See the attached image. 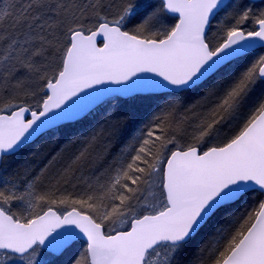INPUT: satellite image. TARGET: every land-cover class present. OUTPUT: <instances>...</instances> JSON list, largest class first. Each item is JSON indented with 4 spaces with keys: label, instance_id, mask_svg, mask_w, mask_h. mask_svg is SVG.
Masks as SVG:
<instances>
[{
    "label": "snow or ice",
    "instance_id": "1",
    "mask_svg": "<svg viewBox=\"0 0 264 264\" xmlns=\"http://www.w3.org/2000/svg\"><path fill=\"white\" fill-rule=\"evenodd\" d=\"M0 264H264V7L0 2Z\"/></svg>",
    "mask_w": 264,
    "mask_h": 264
},
{
    "label": "trees",
    "instance_id": "2",
    "mask_svg": "<svg viewBox=\"0 0 264 264\" xmlns=\"http://www.w3.org/2000/svg\"><path fill=\"white\" fill-rule=\"evenodd\" d=\"M0 2H3V0H0ZM107 2L112 4L113 7L115 8L120 3V0H107ZM256 4H257V6H259V5H262L263 3L261 4L259 2ZM195 98L196 97H193L192 100L186 99V102H188V103L194 102ZM127 99L119 98L115 102V104L120 105L122 101L127 100ZM120 110H121L120 108L117 109V111H120ZM155 110H156L155 109V102H152L151 104H149L148 102H138L133 107L124 108L123 111L127 112V115H124L121 118L124 119L127 123L124 125L123 131L121 133L119 140L117 141V144L126 140L129 137L130 133L132 131H134V128L132 127L133 121L139 120L141 118H145L150 113V111H155ZM113 118L114 119L117 118L115 113L113 114ZM97 119L102 120L103 114H100L97 117ZM95 122L96 121L94 120L93 124H95ZM70 131L75 132L76 135H81V134H87L88 128H87V126L76 125ZM65 135H68V133L66 132ZM55 144H56V141L53 140L52 138L40 137L32 145H30V147L28 149H25V152H24V154L21 155L20 160H23L29 151H36L37 149H39L41 151V153H49L50 154V149L54 148ZM56 150H58V149H56ZM47 158H48L47 155H43L42 158H38L36 161L37 166L41 165ZM73 183H75V181H73ZM66 187H67V190L69 192H72V193H77L80 191L79 185L76 188H73L71 185H68ZM82 243H83L82 241L80 243H78L79 244L78 247H80V244H82Z\"/></svg>",
    "mask_w": 264,
    "mask_h": 264
},
{
    "label": "rangeland",
    "instance_id": "3",
    "mask_svg": "<svg viewBox=\"0 0 264 264\" xmlns=\"http://www.w3.org/2000/svg\"><path fill=\"white\" fill-rule=\"evenodd\" d=\"M246 2H247V0H246ZM251 3L257 6V4L253 3L252 1H251ZM260 7H264V4ZM116 101H113L112 104H115ZM111 106H112L111 104H106V105H104V108H110ZM101 114H103V112H101ZM78 246H79V244L76 245L77 248H79Z\"/></svg>",
    "mask_w": 264,
    "mask_h": 264
},
{
    "label": "flooded vegetation",
    "instance_id": "4",
    "mask_svg": "<svg viewBox=\"0 0 264 264\" xmlns=\"http://www.w3.org/2000/svg\"><path fill=\"white\" fill-rule=\"evenodd\" d=\"M251 1H252L253 3H255V4H256V3H259V2H260L261 4H262V3L264 4V0H251ZM263 4H262V5H263ZM262 5H259L258 7H260V6H262Z\"/></svg>",
    "mask_w": 264,
    "mask_h": 264
},
{
    "label": "water",
    "instance_id": "5",
    "mask_svg": "<svg viewBox=\"0 0 264 264\" xmlns=\"http://www.w3.org/2000/svg\"><path fill=\"white\" fill-rule=\"evenodd\" d=\"M120 98H124V99H127V98H125V97H120Z\"/></svg>",
    "mask_w": 264,
    "mask_h": 264
}]
</instances>
